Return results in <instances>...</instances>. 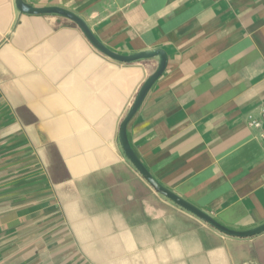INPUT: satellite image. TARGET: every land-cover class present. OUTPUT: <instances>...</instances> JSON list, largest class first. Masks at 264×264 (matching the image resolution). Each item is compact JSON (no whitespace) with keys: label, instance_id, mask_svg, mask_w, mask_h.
<instances>
[{"label":"crops","instance_id":"obj_1","mask_svg":"<svg viewBox=\"0 0 264 264\" xmlns=\"http://www.w3.org/2000/svg\"><path fill=\"white\" fill-rule=\"evenodd\" d=\"M167 67L127 124L156 181L223 225L264 222V0H25ZM159 57L119 62L58 13L0 0V264H264L158 192L120 126Z\"/></svg>","mask_w":264,"mask_h":264},{"label":"water","instance_id":"obj_2","mask_svg":"<svg viewBox=\"0 0 264 264\" xmlns=\"http://www.w3.org/2000/svg\"><path fill=\"white\" fill-rule=\"evenodd\" d=\"M17 8L20 12L28 13V14H54L58 13L60 15H63L65 17L72 18L82 29V31L86 34L87 38L90 39L92 44L100 51H102L104 54H107L111 58L119 61V62H133L138 61V59H148L153 58L155 56L159 57L158 61V67L156 68L155 72H153L146 80L144 81L143 85L141 86L138 95L136 96V100L134 101L132 107L127 112L121 126H120V139L122 143V147L125 150V153L131 160V162L136 165V167L139 169V171L145 176V178L156 188L158 192H161L165 196L172 199L175 203L177 202L187 210H189L192 213H195L202 219H204L207 223L214 226L216 229H219L221 232L225 234H229L234 237H251L260 234L261 232H264V222L260 225L238 230L233 229L231 227H228L227 225H223L220 223L216 218H214L211 214L205 213L200 208L195 206L193 203L191 204L183 197L179 196L177 193L175 194L173 191L165 187L160 182L156 181L155 178L152 176V174L149 172L147 167L143 164V162L139 159L137 153L135 150L131 147L129 139H128V132H127V124L132 119L134 114L138 111L141 104L145 100V96L149 92V90L152 88V86L156 83V79L159 78L163 72L165 71L167 67V53L164 49L156 48L155 50H144L139 51L138 53L134 54H120L112 49L108 48L106 45H104L97 36L91 31L89 25L84 21L83 18L79 17L77 14H75L73 11H69L65 8H62L60 6L54 5V6H37L26 2L25 0H15Z\"/></svg>","mask_w":264,"mask_h":264},{"label":"built area","instance_id":"obj_3","mask_svg":"<svg viewBox=\"0 0 264 264\" xmlns=\"http://www.w3.org/2000/svg\"><path fill=\"white\" fill-rule=\"evenodd\" d=\"M260 115L256 117H252L251 124L255 127L262 126L264 123V100L261 101V103L258 106ZM262 137L264 138V130L262 131Z\"/></svg>","mask_w":264,"mask_h":264}]
</instances>
